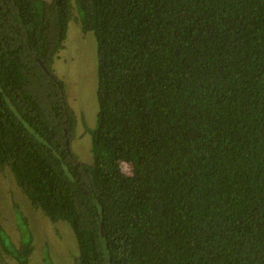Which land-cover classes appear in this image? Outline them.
Segmentation results:
<instances>
[{
  "label": "trees",
  "instance_id": "trees-1",
  "mask_svg": "<svg viewBox=\"0 0 264 264\" xmlns=\"http://www.w3.org/2000/svg\"><path fill=\"white\" fill-rule=\"evenodd\" d=\"M72 23L96 45L91 164L54 71ZM0 169L75 264H264V0H0ZM32 253L0 222V264Z\"/></svg>",
  "mask_w": 264,
  "mask_h": 264
},
{
  "label": "rangeland",
  "instance_id": "rangeland-1",
  "mask_svg": "<svg viewBox=\"0 0 264 264\" xmlns=\"http://www.w3.org/2000/svg\"><path fill=\"white\" fill-rule=\"evenodd\" d=\"M96 60L92 35L72 23L66 48L56 60L54 71L64 82L68 103L77 116L71 149L84 164L92 163L87 127L95 126L98 113ZM18 214L25 220L26 229L20 226ZM0 222L17 249L21 248L23 237L30 235L33 253L29 264H75L78 247L70 225L51 222L17 186L8 169H0ZM6 261L18 264L13 258Z\"/></svg>",
  "mask_w": 264,
  "mask_h": 264
}]
</instances>
